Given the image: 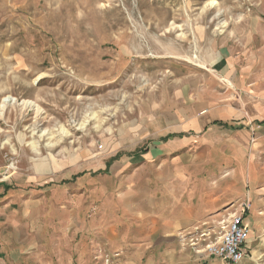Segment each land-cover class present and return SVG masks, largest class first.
<instances>
[{
	"label": "rangeland",
	"instance_id": "1",
	"mask_svg": "<svg viewBox=\"0 0 264 264\" xmlns=\"http://www.w3.org/2000/svg\"><path fill=\"white\" fill-rule=\"evenodd\" d=\"M221 58L262 102L264 0H0V264H139L107 234L122 210L113 163ZM249 214L238 264H264V222ZM201 239L175 257L222 264Z\"/></svg>",
	"mask_w": 264,
	"mask_h": 264
},
{
	"label": "crops",
	"instance_id": "2",
	"mask_svg": "<svg viewBox=\"0 0 264 264\" xmlns=\"http://www.w3.org/2000/svg\"><path fill=\"white\" fill-rule=\"evenodd\" d=\"M215 62L209 79H195L186 97L151 115L140 134L147 145L126 144L113 163L122 210L109 217L107 234L116 230V246L139 249V264L151 256L189 264L175 257L188 236L202 233L203 246L225 211L243 213L249 228L248 210L264 222V100L243 94L229 59Z\"/></svg>",
	"mask_w": 264,
	"mask_h": 264
},
{
	"label": "built area",
	"instance_id": "3",
	"mask_svg": "<svg viewBox=\"0 0 264 264\" xmlns=\"http://www.w3.org/2000/svg\"><path fill=\"white\" fill-rule=\"evenodd\" d=\"M249 208L250 205H247ZM244 215L236 214L229 224L214 240H205L202 244L205 252L212 257L221 259L223 264H238L248 255V240L251 229L243 222Z\"/></svg>",
	"mask_w": 264,
	"mask_h": 264
},
{
	"label": "bare ground",
	"instance_id": "4",
	"mask_svg": "<svg viewBox=\"0 0 264 264\" xmlns=\"http://www.w3.org/2000/svg\"><path fill=\"white\" fill-rule=\"evenodd\" d=\"M12 101L15 102V99L12 98ZM24 102H25L24 103L25 104V107H27L28 109L34 110L37 115L42 114L41 106L38 103H36L34 101H24Z\"/></svg>",
	"mask_w": 264,
	"mask_h": 264
}]
</instances>
